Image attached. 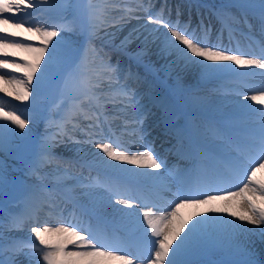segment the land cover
<instances>
[{
    "label": "snow or ice",
    "instance_id": "snow-or-ice-1",
    "mask_svg": "<svg viewBox=\"0 0 264 264\" xmlns=\"http://www.w3.org/2000/svg\"><path fill=\"white\" fill-rule=\"evenodd\" d=\"M153 7L154 0H87L86 5L80 0H0V92L27 102L21 109L0 97V153L18 151V142L38 145L26 161L36 182L23 185L24 209L12 213L0 203V264H18L22 254L29 264L35 257L36 264H202L215 252L224 259L213 264H264L250 239L259 235L264 241V87L245 97L260 105L243 106L250 119L241 112L212 127L218 144L202 141L193 127L173 123L174 113L165 106L166 123L176 139L172 149L189 165L170 169L142 132L145 105L134 87L140 74L113 63L104 51L129 20L141 19L134 15L138 11L147 14L146 20L131 28L118 47L127 49L138 41L132 55L141 61L149 46L156 45L159 55L172 58L170 65L195 69L202 80L235 71L232 65L260 69L264 78V41L259 42V55L250 56L238 42L234 48L212 43L210 22L202 16L192 27L191 19L180 20L179 6L175 20L167 0L157 12ZM236 7L240 17L226 9L215 13L221 25L218 40L227 31L229 44L244 33L226 25L225 17L251 29L248 16L257 13L256 4ZM257 18L264 35V0H259ZM53 85L60 99L48 108L41 96ZM177 86L185 90L179 76ZM38 120L45 128L34 140L29 125ZM77 133L84 139L78 140ZM65 138L80 146L81 167L100 170L95 177L73 175L68 183L71 162L54 151ZM83 145L96 151H85ZM48 165L54 167L43 171ZM169 177L174 199L161 206L152 189L171 192ZM49 178L55 187L44 182ZM7 183V165L0 159V186ZM225 183L229 186L219 187ZM45 204L57 211L56 226L39 221ZM141 208L149 210L141 216ZM152 208L162 214L155 215ZM26 224L35 225L27 239L10 235ZM117 228L137 242L135 251L120 242Z\"/></svg>",
    "mask_w": 264,
    "mask_h": 264
},
{
    "label": "bare ground",
    "instance_id": "bare-ground-1",
    "mask_svg": "<svg viewBox=\"0 0 264 264\" xmlns=\"http://www.w3.org/2000/svg\"><path fill=\"white\" fill-rule=\"evenodd\" d=\"M217 1H219V4L215 5V10L226 9L228 12L232 13L236 17H240V15H241L240 9L238 7H236V5H238L240 3L256 4L257 5V12H258L259 0H217ZM222 1H225V2L222 3ZM161 6L162 5L160 4L158 7H161ZM188 6H189V8L194 7V6H191L189 3H188ZM159 9L160 8H155V11H152V10L151 11L152 12H157ZM207 12L208 11L205 12L206 15H208ZM134 15L135 16H140L141 19L139 21L137 19H135V18L129 20L125 24L123 30L118 33V35L116 36V38L114 40H112V43H116V44L119 45L120 44V40L123 39V37L125 35H127L128 31L131 28L137 26L139 23H143L146 20V18H147V14L145 12H143V11H138ZM251 15H253V13L249 14L248 19L252 23H255L256 19L250 17ZM171 18L173 20L176 19L173 13H171ZM224 20L228 21L229 23H235V21H233L231 17H225ZM210 22L213 23V24H218V22H216V21H210ZM243 24L244 23H240L238 25H243ZM193 26H196V24L193 23ZM108 31H114V29H108ZM232 42H236V41H232ZM138 43H139L138 41L136 43H133L127 49L128 50L130 49L132 51L135 50ZM248 46H249L248 43H244L243 47L245 48V47H248ZM251 50H254L255 53H259V49L258 48L254 47ZM146 57L148 59L152 60V62L156 63L157 65L160 64V67H162V69L167 71V73L170 76L173 75V76H175V78L176 77L178 78V76H179V80L182 83H185L187 86H195V88H196L195 90L197 91L196 100L198 101L197 102L198 106L200 108H202V110L207 111L210 115H215V116L227 115L228 117H235V114H231V113L240 112V111L246 109V108L243 107L245 104H252L253 106H254V104H256L255 102L250 101V100L246 101L245 97L246 96H251L253 94H256V91H254L253 89L257 88L259 90L260 87H261L260 85L262 84L260 82H259L260 85H258V84L254 85L253 84V85H247L245 87L242 86L244 89L240 88L239 89L240 91H237L236 93H227V92H230V91H227L226 92L227 94L219 95V94H216L215 91L212 92V88L211 87L213 86L214 81H216L215 79H218L219 77H221L220 76L221 74H217L215 77H213L210 80H202L200 78L199 73L195 69L182 70V69H180V68H178V67H176L174 65H170L169 61L172 58L159 55L156 45H150L149 46V50H148V53H147ZM232 68L235 69L236 73L241 72V71H243L242 73H245V71H249V76L247 78H249L250 80H251V78H255L256 77L255 75L251 74V72L254 71V69L248 70V69L238 68L235 65H232ZM158 72L160 73L161 71H158ZM225 72H228V71H225ZM17 75H20V74H17ZM263 83H264V81H263ZM242 89H243V91H242ZM0 97H2L3 100H5L7 102H10L11 104L17 106L15 101H13L14 97H8L5 93H2V92H0ZM148 106H149L148 108L145 107V112H146L147 115H151L150 112H151V109L154 108V106H151V104H149ZM258 106L260 107V105H258ZM117 123H119V122H117ZM208 125L213 127V124H208ZM29 127L32 128L33 125H29ZM207 130H205V131H207ZM166 131L170 132V129H167ZM76 138L78 140L84 139L83 136H79V137L76 136ZM203 138L205 140H207V141L210 140L209 144H218V143H220V141L216 140V138L214 136L209 137V138L208 137H203ZM66 139L67 138H65V142L63 144H60L54 150L55 153L58 156H60L63 160H66V161H69V160L65 159L64 156H70V157L79 158L80 153H78V148L80 146L75 145L73 143H72V145L71 144L67 145L68 144V140H66ZM125 139H127V137H125ZM146 141H149V140H146ZM172 145H174V144H170L169 142L168 143L166 142L163 145V149H162V152L164 154L167 153V155L175 157L174 161H171V162L166 161L168 168H170V169L171 168H180V169L186 168V165H188V162L186 160L181 159V158H177V155H176L175 151L172 149ZM83 148H84L85 151H89V150L96 151L92 145H83ZM72 161H75V160H72ZM72 161H70V162H72ZM113 163H116V162H113ZM183 163H184V165H183ZM71 167H73V172L72 171L70 172L71 175L68 174V177H69L68 183H71V177L73 175L78 176L80 174L79 173L80 170L78 171V168H82L81 167V162L80 161H75L74 163L71 164ZM129 167H131V166H129ZM48 170H49V167L46 169L45 172H47ZM92 172L94 173L93 177H95L97 175L98 171L92 170ZM160 172H161V174H163L162 170H160ZM258 176H261V174H258ZM85 177H88V176H85ZM262 178H264V177H262ZM34 179L36 180L35 177H32L29 174L25 175V178H24V180L28 182L26 184L35 183L36 181ZM169 182H170V179H168V183ZM50 187H52V186L50 185ZM171 191H173V189H171ZM174 192L175 191L167 194V196L164 199L165 203L167 201H170V200L174 199V196L172 195V193H174ZM99 198H102V196L98 195V199ZM81 199H82V201L86 202V197H81ZM19 207H20V205H19ZM10 208H15V206H10L9 207V211H11ZM23 209H24V205H23ZM42 210L45 212V214L47 213L49 215L51 214V211H52L51 209L49 210V209H43V208H42ZM145 210H149V209L141 208V209L138 210V213L142 216V212L145 211ZM184 211H185V214H186L187 210H184ZM153 212H154L155 215H161L162 214L161 212H158V211H153ZM42 215H43V213H38L39 221H40V219L43 218V217H41ZM228 218L232 219V217H228ZM43 220L44 221L47 220L46 217ZM247 227L252 229V228H256L257 226L247 225ZM10 235H12V236H17V235L25 236L26 235V231L22 229L20 231H14V232L10 233ZM28 235H30V233H28ZM240 239L243 240V237H240ZM250 239L252 241H254V248H255L257 257L258 258L259 257H264V241L261 240L259 235L251 236ZM22 260H24V259H22ZM22 260L17 259L19 264H21V263L23 264ZM26 261L29 262L28 259ZM32 261L34 262L35 258H32Z\"/></svg>",
    "mask_w": 264,
    "mask_h": 264
},
{
    "label": "rangeland",
    "instance_id": "rangeland-1",
    "mask_svg": "<svg viewBox=\"0 0 264 264\" xmlns=\"http://www.w3.org/2000/svg\"><path fill=\"white\" fill-rule=\"evenodd\" d=\"M74 2H76V0H69V3H74ZM86 2H87V0H80V3L82 5H86ZM157 2H158L157 0L154 1V7L151 10H154L156 8V6L158 4ZM66 15L68 16V18H71V9L68 10ZM180 20L182 21V19H180ZM65 35H70V34L66 33ZM72 38L78 39V37H76V36H73ZM99 43L100 42L97 41V45H99ZM118 46H119L118 44L112 43V41L104 46V51L106 50L105 52L108 54V56L111 57V60L113 63H116L117 61H119L120 64L122 65L124 62H130V63L132 62L131 64H133V65L139 67L141 70H143L145 72V74H147L148 78L155 80V81L157 80L158 82L162 81L165 83H167L168 79H171L172 83L176 85L177 89H179L182 94H184V95H185V93L189 94L188 96L191 98L192 101H193L192 98L196 99V96L194 95V93L192 91L188 92L187 88H185L187 85L180 81V83L183 85V89H185V90H181V88H179L177 86V77L175 78V76H173V75L170 76L167 73V71H165L164 69H162V67H160V64L157 65L156 63L152 62V60L148 59L146 56H144L141 61H137L135 59V57L132 55L134 50L132 51L130 49L129 50L128 49H122ZM141 66L143 69L141 68ZM131 70L133 72L139 73V71L134 69V68H131ZM158 71H161L160 72L161 74ZM140 77H141V74H140ZM57 87H58L57 85H53L52 90L46 92L44 95L41 96V103L44 104L48 108H51L53 105L58 103V101L60 99L58 92L56 90ZM134 87L136 89H138V91L140 93L142 92L138 86L134 85ZM142 89H144V87H142ZM156 92H159V89L157 86L151 87L150 89L146 90L145 93H142L141 95L146 94L147 97H149V95L154 96V94ZM158 97H160V94H157L156 98L154 100L148 99L147 103L143 104V102H142V104L146 105L150 102L155 103L158 100ZM13 100L15 102L21 103L23 108L26 106L27 102L16 101L14 98H13ZM196 104H197V102H196ZM197 106H198V104H197ZM43 124H44L43 121L38 120L36 122V124L32 127V129H33L32 136H33L34 140H38V137L42 136V134L44 133L45 125H43ZM149 125H150V123L148 121H144L143 128H144V126H149ZM69 127H71V125H69ZM151 128H152V126H150L147 130H149ZM144 133H146V132H144ZM76 136L79 137V136H83V135L80 133H77ZM18 144H19V146H18L19 148L27 149V151H25L23 153V154H25V156L23 157L22 161H20L21 165L19 167H20V170L22 171L25 168V166L27 165L26 161H27L28 157H30L36 151H38V145L35 143L25 144L24 142H18ZM67 145H70V144H67ZM5 163L7 165V176H8L10 173L12 174V172L10 171L9 163H7V162H5ZM79 175L81 176V173ZM82 176H83V174H82ZM83 177H85V176H83ZM4 189L5 188H2V190H4ZM14 194L16 195V193H14ZM38 258L39 257H35V261L34 262L32 261V264H36V259H38ZM17 259H20V260L24 259V260H22L23 264H29V262L26 261L27 259L29 260L28 256H25L22 254V255L18 256ZM18 264H19V262H18Z\"/></svg>",
    "mask_w": 264,
    "mask_h": 264
}]
</instances>
